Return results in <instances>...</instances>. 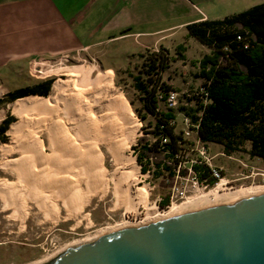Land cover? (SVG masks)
Wrapping results in <instances>:
<instances>
[{
    "label": "rangeland",
    "instance_id": "obj_1",
    "mask_svg": "<svg viewBox=\"0 0 264 264\" xmlns=\"http://www.w3.org/2000/svg\"><path fill=\"white\" fill-rule=\"evenodd\" d=\"M128 42L130 41L105 45L102 48V55L99 53L83 52L79 56L72 55L50 63L39 64L35 68L33 66L38 72L34 73L29 68L30 78L26 79L24 85L34 86L51 80L52 85L50 93L47 96L50 97L53 95L54 85L57 82L69 81L73 75L77 77L76 71L79 69L97 67L102 72H110L112 74L114 90L127 101L135 119L139 122L138 137L126 152V155L135 158L138 173L136 179H131L129 183H126L125 187L131 186L130 195L135 198L139 188L147 186L150 191L149 206L138 203L137 210H129L127 209V200L125 198H118L115 190V181L113 180V175L116 172L115 162L112 154L103 146L102 151L106 155L105 168L110 179V187L105 194H97L89 199L88 205L85 206L80 214L66 220L68 211L62 202L57 206L58 210H60L58 214L53 215H50L46 210L40 209L33 203H30L25 209L19 210V207L13 205L8 200L10 194H3L1 188L3 187V182L6 185L13 184L15 186L14 183L19 181V171L14 169V164L20 161L22 153L17 149L16 137L19 135L25 137L31 130L23 127L22 131L16 136L11 134L10 130L21 121H27V123L29 120L30 122H36L38 114L34 112L32 115H28V118L23 117L20 113L16 112L15 105L18 100H28L44 96L35 95L9 102L7 100V94L9 93L7 92V87L0 84V115L3 118L0 120V126L7 119L14 120L3 135L7 137V140H0V264H46L65 252L70 246H78L77 243L80 241L94 236L101 231L110 227L114 228L129 221L131 223L146 221L148 218L155 216L156 212H165L174 204L180 205L198 195L196 191L192 192L188 199H178L173 204L171 203L169 206L161 208L158 201L161 197L166 198L168 196L170 198L172 189L176 184L188 186L189 182L179 178H171L168 174L162 176L151 162L146 165L138 162L137 151H135L134 147L137 145L138 139L143 135V127L147 129L145 133L150 131L149 123L152 119L150 116L146 120L142 118L145 112L141 101V92L136 88V78L139 77L141 80L148 79V69H150L152 60H158L163 55H167L169 66L162 73L163 81L180 91V95L192 93L198 90L204 82L199 77L200 69L198 64L192 61L201 59L205 48H202L201 42L195 38H187L183 43L187 47L185 61L176 60L177 55H179L176 49L173 52L169 50L160 51L159 49L158 51H143L132 55L127 61L121 62L122 54L118 52V48L119 46L121 48L127 45ZM95 51L93 50V52ZM113 54H115V58L112 57ZM120 62V66L114 67ZM107 67H113L110 69L112 71L106 69ZM152 77H156V74H153ZM21 82L23 81L20 77L19 83L17 80L16 84L6 86H12V89L18 88L23 86ZM197 106L195 100L182 97L174 108L178 120L177 131L182 132L185 137L183 145L186 151L184 149L180 159L182 161L195 160L200 156L201 150L206 147L208 154L213 158L212 164L222 167L224 170V189L221 190L222 193L264 186V161L249 155V142H245L241 146L240 151L228 155L220 144L206 143L205 146V142L203 143L200 139L197 129H191L186 126L181 113L189 112L197 116L198 111L195 112ZM161 108L166 109V105L162 104ZM194 123L196 124V122ZM35 134H38V132ZM1 136L2 134H0ZM40 138L45 144L46 153L50 154L46 136L40 134ZM150 138L153 140V135H150ZM123 168L119 175L129 170L130 165H125ZM144 168L146 172H143ZM9 189H12V187ZM47 192L52 195V201L56 202L55 191L47 190ZM136 202H138V199H136ZM87 215L89 216L86 217Z\"/></svg>",
    "mask_w": 264,
    "mask_h": 264
},
{
    "label": "bare ground",
    "instance_id": "obj_2",
    "mask_svg": "<svg viewBox=\"0 0 264 264\" xmlns=\"http://www.w3.org/2000/svg\"><path fill=\"white\" fill-rule=\"evenodd\" d=\"M76 72L77 77L73 75L69 81L57 82L52 96L16 102V112L27 118L35 112L38 119L28 123L21 121L10 130L15 136L23 127L31 131L25 137H16L17 149L22 153L20 161L14 164V169L19 171V181L14 183L15 186L3 182L1 192L10 194L8 200L19 210L33 203L53 215L58 214L60 210L57 206L62 202L68 211L66 220L76 217L88 205L89 199L105 194L110 187L105 168L106 155L102 151L105 146L115 162L113 180L118 198L127 200L129 210H137L138 203L149 206L150 191L147 186L139 188L135 198L130 195L131 186L125 187L131 179H136L138 173L135 158L129 157L126 152L138 137L139 122L127 101L114 90L110 72H102L97 67ZM40 134L46 136L50 154L46 153ZM125 165H130L129 170L119 175ZM223 186L221 184L208 192L197 193L180 205L174 204L165 212L159 211L151 218L146 217V221H129L110 227L77 244L95 241L125 228L148 225L219 204H234L264 194V186L222 193ZM47 190L55 191L56 202L52 201V195Z\"/></svg>",
    "mask_w": 264,
    "mask_h": 264
},
{
    "label": "trees",
    "instance_id": "obj_3",
    "mask_svg": "<svg viewBox=\"0 0 264 264\" xmlns=\"http://www.w3.org/2000/svg\"><path fill=\"white\" fill-rule=\"evenodd\" d=\"M187 29L188 38H195L208 46L211 52L192 61L198 64L199 77L204 82L192 92L194 96L184 95L197 102L195 112L198 111V115L185 114L199 126L198 133L203 142L222 145L228 155L240 151L241 146L249 142V155L264 161V3L223 19L193 23ZM162 50L168 51L163 47L160 48ZM186 51L184 44L178 45L176 60L185 61ZM168 66L169 59L163 55L152 60L148 79L136 78V88L141 92L145 112L142 118L146 120L150 116L152 121L149 123L150 131L145 133L147 129L143 127V135L134 149L140 164L151 162L162 176L168 174L173 178L174 169L182 162L180 157L185 149V137L177 131L174 109H162L157 99L160 91L165 95L171 91L180 92L163 81L162 73ZM153 74L156 77H152ZM48 83L52 84V81ZM43 85L47 82L9 92L7 100L14 102L35 95L47 97L51 86L45 91L39 90ZM200 89H205V92L201 93ZM13 121L7 119L0 126V140H7L3 135ZM150 135H153V140ZM194 168L199 171V166ZM143 172H146L145 168ZM169 205L167 196L160 206L165 208Z\"/></svg>",
    "mask_w": 264,
    "mask_h": 264
},
{
    "label": "crops",
    "instance_id": "obj_4",
    "mask_svg": "<svg viewBox=\"0 0 264 264\" xmlns=\"http://www.w3.org/2000/svg\"><path fill=\"white\" fill-rule=\"evenodd\" d=\"M262 3L264 0H0V84L7 92L28 87L24 82L30 78L29 68L35 73L39 64L83 52L102 55L108 44L130 41L118 48L121 62L146 50L163 47L173 52L187 40L189 25L223 19ZM200 44L205 48L203 56L211 52ZM20 77L23 86H6L19 83Z\"/></svg>",
    "mask_w": 264,
    "mask_h": 264
},
{
    "label": "water",
    "instance_id": "obj_5",
    "mask_svg": "<svg viewBox=\"0 0 264 264\" xmlns=\"http://www.w3.org/2000/svg\"><path fill=\"white\" fill-rule=\"evenodd\" d=\"M46 264H264V194L118 230Z\"/></svg>",
    "mask_w": 264,
    "mask_h": 264
},
{
    "label": "built area",
    "instance_id": "obj_6",
    "mask_svg": "<svg viewBox=\"0 0 264 264\" xmlns=\"http://www.w3.org/2000/svg\"><path fill=\"white\" fill-rule=\"evenodd\" d=\"M238 39L240 40L241 37H238ZM200 92L204 93L205 89H200ZM187 95L191 97L194 96L195 93H188ZM182 97H184V95H180V92L176 91H171L167 95H165L162 91L157 94V99L161 102V104L166 105V108L169 109H174L177 106L179 99ZM181 115L184 117V122L187 127H190L191 129L196 128L198 131L199 126L194 124L192 119L187 116L185 112L181 113ZM174 123L178 125L177 118ZM165 141L167 140L165 139ZM212 161L213 158L208 154V149L205 147L201 150L200 156L197 159L185 160L179 163V165L174 169V178H179L189 182V185L187 186L182 184L181 186L176 184L172 189L170 204H173L174 201L178 199H188L190 193L192 192L196 191L197 193H200L208 190L210 191L224 183L223 168L212 164ZM195 165L199 166V171H196L194 168ZM163 199L164 198L161 197L158 201L161 203Z\"/></svg>",
    "mask_w": 264,
    "mask_h": 264
},
{
    "label": "flooded vegetation",
    "instance_id": "obj_7",
    "mask_svg": "<svg viewBox=\"0 0 264 264\" xmlns=\"http://www.w3.org/2000/svg\"><path fill=\"white\" fill-rule=\"evenodd\" d=\"M49 81H50V80H49ZM45 82H47V85H43V86H41V87L39 88V90H41V91H45L49 86L52 85V84L48 83V81H45Z\"/></svg>",
    "mask_w": 264,
    "mask_h": 264
}]
</instances>
